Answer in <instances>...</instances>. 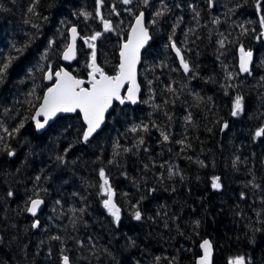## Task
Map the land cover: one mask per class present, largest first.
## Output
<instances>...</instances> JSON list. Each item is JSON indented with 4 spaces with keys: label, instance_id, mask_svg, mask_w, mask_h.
Segmentation results:
<instances>
[{
    "label": "trees",
    "instance_id": "1",
    "mask_svg": "<svg viewBox=\"0 0 264 264\" xmlns=\"http://www.w3.org/2000/svg\"><path fill=\"white\" fill-rule=\"evenodd\" d=\"M99 12L97 0H0V63L11 59L0 78V264H61L65 255L69 264H195L204 240L212 264L239 256L264 264V135H255L264 127V0H102ZM140 13L151 42L138 68V105L115 104L86 143L78 113L36 134L45 73L65 68L86 79L92 49L82 40L100 32L97 65L115 76ZM73 27L76 60L64 65ZM241 48L253 55L246 75ZM237 96L242 111L233 116ZM101 169L118 222L103 206ZM34 199L44 207L32 219Z\"/></svg>",
    "mask_w": 264,
    "mask_h": 264
},
{
    "label": "snow or ice",
    "instance_id": "2",
    "mask_svg": "<svg viewBox=\"0 0 264 264\" xmlns=\"http://www.w3.org/2000/svg\"><path fill=\"white\" fill-rule=\"evenodd\" d=\"M101 2L102 0H97V16L100 15L99 7ZM122 2L127 5L131 3V0H122ZM144 2L147 3V0H144ZM211 3L212 0H209V6H211ZM28 11L33 12L34 8L30 7ZM81 14L85 15L87 18V13ZM162 14L163 12L158 11L155 15L159 17ZM153 23H155V21H153ZM260 23L261 26L264 27V18L261 19ZM103 26L105 32L112 30V25L107 20H103ZM71 33L72 43L67 46L63 53V58L65 60L72 59L75 55V40L77 37V30L75 27L71 29ZM100 35V32H96L94 35L85 40V43L88 44V47L92 49L91 60L88 64V67L91 69L89 72V83L91 84V87H83L82 85L84 84V81L74 78L68 72L63 71V69L56 72L54 74L56 78L54 86L47 89L43 96L42 103L37 109L35 116L32 117L36 123L37 129L44 128L45 125L48 124L49 120L56 116L57 113H73L79 111L83 116L84 123L87 125L83 132L82 139L84 142H88L93 133H95L97 129L100 128L101 123L104 120V114L111 106L114 99L119 100L120 103H124V99L131 100L133 103L136 102V93L139 91V89L136 84L135 66L139 60L140 49L149 39L148 30L144 25V14L140 13V15L136 17V22L131 28L129 38L121 49V61L119 64V71L116 76L106 75L104 71L96 64L94 42ZM261 35L264 36V33H261ZM171 47L176 51V55L180 57V64L184 72L189 73L191 69L189 64L181 55L180 49L176 47L174 42L171 44ZM221 47H223V41H221ZM240 52V71L248 72V65L251 61L252 53L250 51H245L243 48L240 49ZM10 63L11 59L8 63H0V78L3 77V74L8 69ZM229 77H231V74H229ZM45 78L51 80L53 77L52 74H48ZM125 81H127L129 84L128 95L125 98H121L120 89ZM169 90L171 91V89ZM241 111L242 98L237 96L233 102L232 115L237 116ZM39 116H43V122L37 119ZM186 119L190 121L191 117L189 116ZM20 127H23V124H21ZM224 127L226 128L227 124H225ZM4 131H7V129H4ZM15 131H19V128L15 129ZM132 131H137V128H133ZM255 135L257 137L264 135V127L258 129ZM162 136L165 141L169 139L168 135L164 133H162ZM140 143H143V140H141ZM179 143H183V141H179ZM67 150L68 149L65 151ZM125 151H128V149H125ZM8 155L11 156L13 153L9 151ZM58 159L63 161V157H58ZM99 175L103 180L101 189L103 190V194L107 196V199L103 201V206L114 218V221L118 222L120 220V209L116 207L115 203H113V192L109 186L105 171L101 169ZM169 175H172L171 170L169 171ZM39 179L40 177H37V180ZM212 186L217 190L221 187L218 177L213 179ZM8 195L12 196L13 193L9 192ZM41 203L42 201L39 199L31 200V206L27 208V211L35 216ZM141 218V212L137 210L134 214V219L140 220ZM32 227H38V222L33 223ZM55 239H58V237H55ZM211 247V243L208 240L203 241L201 248L204 250V255L200 258L198 264H210ZM62 261L63 264H69V257L66 255L63 256ZM228 264H248V261L245 257L239 256L230 258Z\"/></svg>",
    "mask_w": 264,
    "mask_h": 264
},
{
    "label": "water",
    "instance_id": "3",
    "mask_svg": "<svg viewBox=\"0 0 264 264\" xmlns=\"http://www.w3.org/2000/svg\"><path fill=\"white\" fill-rule=\"evenodd\" d=\"M135 22H136V19L134 20V22H133V24H132V26L135 24ZM132 26H131V28H132ZM131 28H130V30L128 31V34H127V37H126V40H125V42H123L122 44H121V46H120V50H119V53H118V67H117V73H118V71H119V64H120V61H121V56H120V52H121V49H122V47H123V45L127 42V40H128V38H129V35H130V33H131ZM72 29V28H71ZM71 29L69 30V32H68V36H69V39H68V44H67V46L70 44V43H72V33H71ZM262 33H264V28H263V31H262ZM149 34V33H148ZM79 34L77 33V37H76V40H75V55H74V57L72 58V59H69V60H65L64 58H63V53H62V56H61V61H62V63L64 64V65H72L74 62H75V60H76V52H77V42H78V40H79ZM263 37V40H264V36H262ZM150 42H151V39H150V36H149V39H148V41L144 44V46L140 49V52H139V60H138V62L136 63V66H135V72H136V84H137V86H138V89H139V91L136 93V102L135 103H133L131 100H128V99H124V103H120V101L119 100H113L112 101V104H111V106L107 109V111L105 112V114H104V120H103V122L101 123V126H100V128L99 129H97V131L95 132V133H93V135L89 138V140L88 141H90L98 132H100L101 131V129L104 127V125H105V119H106V117L109 115V113L112 111V109H113V106L115 105V104H118V105H120V106H125L126 104H129V105H131L132 107H135V106H137L138 105V103H139V94H140V87H139V84H138V68H139V65H140V60H141V55H142V53L145 51V49L148 47V45L150 44ZM82 43L84 44V45H88V44H86L85 43V40L83 39L82 40ZM95 43V42H94ZM67 46H66V48H67ZM66 48H65V50H66ZM64 50V51H65ZM95 52H96V45H95ZM172 52H173V54L175 55V57L177 58V60H178V63H179V65H180V68L182 69V71H183V73L184 74H187V73H185L184 72V70H183V68H182V66H181V64H180V57H178L177 55H176V51L172 48ZM182 55V54H181ZM239 55H240V57H241V52L239 51ZM252 61H253V55H252V58H251V61L249 62V65H248V68H249V71L248 72H241L243 75H246V74H248L249 72H250V67H251V64H252ZM96 64H97V61H96ZM98 66V65H97ZM99 67V66H98ZM100 68V67H99ZM238 68H239V70H240V59H239V64H238ZM61 69H63V71H65V72H68L65 68H61ZM61 69L60 70H58V71H61ZM57 71V72H58ZM56 73V72H55ZM55 73H53L51 70H49V71H47L46 73H45V75H44V82H45V84L46 85H48L49 87L48 88H50V87H53L54 86V84H55ZM69 73V72H68ZM48 74H52V79L51 80H49V79H46L45 77H46V75H48ZM70 74V73H69ZM71 75V74H70ZM117 75V74H116ZM115 75V76H116ZM75 78V77H74ZM79 80V79H78ZM82 81H84V84L82 85L83 87H85V88H90L91 87V84L89 83V74H88V76H87V78L86 79H83ZM128 87H129V84H128V82L127 81H125V83L123 84V86L121 87V89H120V96H121V98H125V97H127V95H128ZM47 88V89H48ZM47 91V90H46ZM45 91V92H46ZM45 94V93H44ZM44 96V95H43ZM42 101H43V98H42ZM42 101H41V103H42ZM40 103V104H41ZM40 106V105H39ZM39 108V107H38ZM37 108V109H38ZM37 109H36V111H37ZM36 111H35V113H34V115L33 116H35V114H36ZM79 114L80 115V118H81V120H82V123H83V125H84V128L86 129V127H87V125L84 123V120H83V116H82V114L79 112V111H77V112H73V113H57L56 114V116H54V117H52L50 120H49V122H48V124H46L45 125V127L44 128H42V129H37L36 128V123H35V121L32 119V123H33V127H34V129H35V132H36V134H38V135H41L42 133H44L47 129H48V127L55 121V120H57L58 118H60V117H66V116H72V115H75V114ZM37 119L38 120H40L41 122H43V116H39V117H37ZM84 129V130H85ZM83 137V136H82ZM82 142H84L83 141V139H82ZM84 143H86V142H84ZM103 181V180H102ZM113 203H114V195H113ZM31 206V203L29 204V206L28 207H30ZM43 207H44V203H43V201H42V203H41V205L39 206V208L37 209V212H36V215L35 216H33L31 213H29L28 211H27V216L28 217H30V218H32V219H35L42 211H43ZM200 249H201V256L195 261V264H198V261L200 260V258L204 255V250L200 247ZM212 262H213V250H212V247H211V257H210V264H212ZM61 264H63V261H61Z\"/></svg>",
    "mask_w": 264,
    "mask_h": 264
}]
</instances>
